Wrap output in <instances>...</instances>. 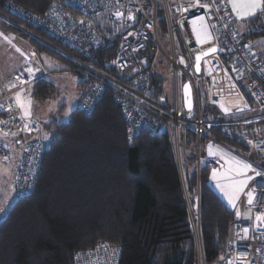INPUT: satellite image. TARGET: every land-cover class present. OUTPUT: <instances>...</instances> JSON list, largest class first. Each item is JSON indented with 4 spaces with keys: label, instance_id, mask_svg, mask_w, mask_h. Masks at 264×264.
I'll return each instance as SVG.
<instances>
[{
    "label": "trees",
    "instance_id": "trees-1",
    "mask_svg": "<svg viewBox=\"0 0 264 264\" xmlns=\"http://www.w3.org/2000/svg\"><path fill=\"white\" fill-rule=\"evenodd\" d=\"M57 1L66 6L63 0H0V29L23 39L29 51L46 53L68 64L83 77L78 83L80 93L90 79L80 73L84 69L80 62L101 67L114 55L121 33L137 21L124 24L109 14L102 16L96 26L104 43L84 55L35 26L34 19L45 16ZM158 26L163 34L161 17ZM241 26L238 32L252 45L254 38L264 35V7L244 19ZM154 52L153 44L148 43L143 53L151 68L153 100L167 108L162 77L153 69ZM220 57L231 71L227 52ZM46 74L29 87L31 95L40 100L55 92ZM236 79L242 87L241 80ZM112 89L104 90L89 114L76 103L67 121L40 123V134L49 140L50 149L33 191L15 196L0 220V264H73L75 250L99 241L120 249L119 264H192L188 205L196 197L205 260L213 262L222 257L233 214L208 184L209 165L197 166V141L200 153L212 139L259 163L248 141L239 134L251 124L242 116L219 115L208 102L205 85L200 84L202 131L197 137L193 112L183 111L185 126L178 164L166 128L162 132L141 129L133 138L127 137Z\"/></svg>",
    "mask_w": 264,
    "mask_h": 264
},
{
    "label": "built area",
    "instance_id": "built-area-1",
    "mask_svg": "<svg viewBox=\"0 0 264 264\" xmlns=\"http://www.w3.org/2000/svg\"><path fill=\"white\" fill-rule=\"evenodd\" d=\"M51 4L45 16L34 19L35 26L70 49L88 55L99 49L104 38L96 26L104 15L121 12L124 24L137 21L125 29L117 42L113 56L97 68L80 62V73L90 77L77 99V107L89 114L104 90L113 88V99L120 106L128 138L141 129L159 131L166 128L172 146L182 140L185 121L182 118L181 86L188 80L193 93L194 128L197 137L202 131L199 105V86L205 85L208 102L223 117L242 116L251 124L241 129L240 135L248 141L256 163L243 158L214 140H208L200 153L197 141V166L209 165L208 184L222 190V197L232 211L230 234L220 259L207 262L204 257L199 204L196 197L188 205V217L193 239L192 264H264V61L256 55L249 40L236 29L220 0H63ZM70 8L72 11H69ZM161 12V13H160ZM164 21V38L158 19ZM203 17V20L200 18ZM114 20H116L114 18ZM196 29L194 31L193 29ZM197 33L200 35L199 42ZM206 34L208 39L205 38ZM152 43L156 53L171 70V98L166 108L153 100L150 87L151 68L145 52ZM218 46L226 50L232 70L229 71L218 53L205 56L200 72H195L197 53ZM225 52V53H226ZM46 74V72H42ZM232 73L241 78L242 87ZM41 74L13 73L9 81L0 80V159L12 160L5 142L17 147L15 171L12 179L14 196H26L33 191L43 158L50 149V142L41 133L40 122L24 115L17 103L16 94L28 91ZM28 138L26 139V136ZM234 160L251 165L247 172L237 175L230 171ZM179 164L180 162L177 161ZM215 169L217 179H213ZM251 177V179H248ZM233 180H247L243 191L235 193V205L230 202ZM249 193L252 203H249ZM239 213V215H238ZM120 249L99 241L72 253L73 264H119Z\"/></svg>",
    "mask_w": 264,
    "mask_h": 264
},
{
    "label": "rangeland",
    "instance_id": "rangeland-1",
    "mask_svg": "<svg viewBox=\"0 0 264 264\" xmlns=\"http://www.w3.org/2000/svg\"><path fill=\"white\" fill-rule=\"evenodd\" d=\"M171 1L177 2L178 0ZM0 33L3 34V36H0V80H8L13 73L18 72L32 75L39 73L42 76L45 75L42 72H46V78L55 88L53 95L44 100L33 97L30 89L28 91L18 92L16 99L17 101L19 100V106L22 111L26 113V116L36 118L41 125L49 121H54L55 123L67 121L71 110L76 106L79 95L78 83L83 77L73 71L68 64L54 56L47 55L46 53L36 54L33 51H29L30 46L23 39L17 38L15 35H10L1 29ZM163 35L164 33L160 35L162 37L161 43L166 46L167 42ZM252 46L258 54L259 59L264 61V35L254 38L252 40ZM154 53L153 69L159 71L160 77H162L161 86L163 95L168 97L169 100L172 89L171 70L163 60L162 55L156 53V51ZM51 69L54 70L51 71ZM29 70L31 71L29 72ZM232 77L235 81L237 80L236 77L241 80L235 73H232ZM27 138L28 135L26 136ZM4 146L10 149L13 157L12 160L0 159L3 166L4 164L7 166L6 168L4 167L5 169L3 171L0 165V190H2V203L4 204L3 211H0V220L15 199L13 191L11 190L12 193L11 191L6 193V189L8 186L9 190L10 187L12 188V179L15 171L14 160L19 151L17 150L19 146H16V144L13 145L5 142ZM180 150L181 140L175 142L173 146L174 156L178 162H180ZM8 196L10 197V201H7Z\"/></svg>",
    "mask_w": 264,
    "mask_h": 264
},
{
    "label": "snow or ice",
    "instance_id": "snow-or-ice-1",
    "mask_svg": "<svg viewBox=\"0 0 264 264\" xmlns=\"http://www.w3.org/2000/svg\"><path fill=\"white\" fill-rule=\"evenodd\" d=\"M229 2L232 5L233 12L237 14L238 17H247L254 15L258 10H261L262 7H264V0H229ZM119 15V14H118ZM203 20V17L200 18ZM196 31L195 27L193 29ZM0 36H3L2 33H0ZM205 38H209L206 34ZM7 39V37H5ZM197 39L199 42H202L200 40V35L197 33ZM19 51V49H17ZM214 49H210L212 51ZM200 57L197 56V60H199ZM31 70H29L30 72ZM19 103V100H18ZM233 167L230 169V171L235 172L237 175L247 172L248 169L251 168V165H248L244 163L243 161L234 160L232 162ZM213 179H217L216 171L213 170ZM248 179H251V177H248ZM247 183V180H233L229 187L232 189V196H230V202L235 205V193L239 191H243L244 185ZM249 203H252V194L249 193ZM0 211H3L2 208H0ZM239 215V213H238ZM264 219V217L258 216L257 220Z\"/></svg>",
    "mask_w": 264,
    "mask_h": 264
},
{
    "label": "water",
    "instance_id": "water-1",
    "mask_svg": "<svg viewBox=\"0 0 264 264\" xmlns=\"http://www.w3.org/2000/svg\"><path fill=\"white\" fill-rule=\"evenodd\" d=\"M120 17H121V12H115L114 13V18L115 19H119ZM210 49H214V50L210 51ZM225 52H226V50L223 49V48H219L218 46H211V47L203 50L202 52L197 53L196 56H195V65H194L195 72L196 73L200 72V63H201L202 59L205 56H207L209 54H212V53L224 54ZM197 56L200 57L199 60H197ZM181 101H182V108H183L184 111L191 112L193 110V106H194L193 93H192L191 84H190V82L188 80H185L182 83V86H181ZM163 129H164V127H161L159 129V132H162Z\"/></svg>",
    "mask_w": 264,
    "mask_h": 264
},
{
    "label": "crops",
    "instance_id": "crops-1",
    "mask_svg": "<svg viewBox=\"0 0 264 264\" xmlns=\"http://www.w3.org/2000/svg\"><path fill=\"white\" fill-rule=\"evenodd\" d=\"M221 1V3L226 7V13H227V15L230 17V19L232 20V22H233V24H234V26L236 27V29H237V31H239V30H241V24H242V21L244 20V19H246L247 17H249V16H247V17H238L237 16V14L235 13V12H233V9H232V5H231V3L229 2V0H220ZM260 10H258L257 12H259ZM256 12V13H257ZM252 16V15H251ZM253 47V46H252ZM254 51H255V49H254ZM255 53H256V51H255ZM256 55L258 56V54L256 53ZM10 78H11V76L9 77V79L8 80H5L4 82H6V81H9L10 80ZM0 93H1V88H0ZM20 94V93H19ZM17 103H18V101H17ZM18 106H19V103H18ZM19 108H20V106H19ZM20 110H21V112L24 114V115H26V113L25 112H23L22 111V109L20 108ZM2 162V161H1ZM0 162V165H1V168L3 169V171H4V169L7 167L5 164H4V166H3V164ZM5 167V168H4ZM1 173H2V170H1ZM3 175V174H2ZM212 188V187H211ZM213 190H214V192L219 196V198L225 203V205L227 206L228 205V203H227V201L222 197V190H220V189H216V188H212ZM7 190V192L6 193H8L9 191H11L12 190V188L10 187V190H9V186H8V188L6 189ZM11 193H12V191H11ZM2 199H3V194H2V190H0V208H4L3 206H4V204L2 203ZM7 201H10V197L8 196V199H7ZM8 203V202H7ZM4 216V215H3ZM2 216V217H3ZM2 219V218H1Z\"/></svg>",
    "mask_w": 264,
    "mask_h": 264
},
{
    "label": "bare ground",
    "instance_id": "bare-ground-1",
    "mask_svg": "<svg viewBox=\"0 0 264 264\" xmlns=\"http://www.w3.org/2000/svg\"><path fill=\"white\" fill-rule=\"evenodd\" d=\"M208 36V35H207ZM206 39H208V38H206Z\"/></svg>",
    "mask_w": 264,
    "mask_h": 264
}]
</instances>
